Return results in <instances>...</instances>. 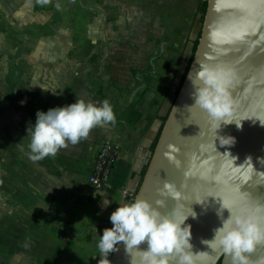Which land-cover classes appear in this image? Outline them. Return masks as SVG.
Returning a JSON list of instances; mask_svg holds the SVG:
<instances>
[{
	"label": "crops",
	"instance_id": "obj_1",
	"mask_svg": "<svg viewBox=\"0 0 264 264\" xmlns=\"http://www.w3.org/2000/svg\"><path fill=\"white\" fill-rule=\"evenodd\" d=\"M143 2L148 7L138 16L144 21L138 42L122 45L119 58L100 64L106 79L93 64L70 59L73 49L22 42L17 33L0 30V53L9 52L0 60V264H98L100 235L113 226L111 213L137 192L188 65L179 70L171 42H151L152 21L164 28L168 1ZM7 14L16 17L15 6ZM76 99L97 106L108 100L115 123L93 128L87 139L68 143L55 156L33 160L27 128L35 124L37 111ZM106 142L120 149L107 186L95 189L89 173Z\"/></svg>",
	"mask_w": 264,
	"mask_h": 264
},
{
	"label": "water",
	"instance_id": "obj_2",
	"mask_svg": "<svg viewBox=\"0 0 264 264\" xmlns=\"http://www.w3.org/2000/svg\"><path fill=\"white\" fill-rule=\"evenodd\" d=\"M207 2L196 51L134 199L139 197L150 202L164 215L175 211L177 219L195 212V217L189 216L185 225H191L192 251L205 253L196 264H217L219 261L233 264L231 255L223 253L222 249L208 247L202 241L213 239L214 230L222 226L219 210L227 219L230 212L225 207L238 214L264 206V160L258 162L264 159V127L256 122L264 121V2ZM241 32L243 39H236ZM205 65L230 69L234 74L230 89L234 119L243 123V127L238 129L233 123L220 131V135L236 138L237 143L230 148L221 147L219 140L216 141L208 113L190 107L194 104V88L201 85L196 73ZM233 89L240 97L239 108ZM170 145L178 151L173 152ZM226 151L239 157L237 164L252 157L255 166L248 179H241L227 166L228 158L220 155ZM166 152L180 160L179 167L169 162ZM165 182L175 186L179 199L160 195ZM158 200L164 201L163 206L157 205ZM118 249L110 257L111 264H140L139 251L133 249L128 256L123 242ZM140 249L147 250V243ZM247 255L250 264H264V244ZM170 264H178V260L170 258Z\"/></svg>",
	"mask_w": 264,
	"mask_h": 264
},
{
	"label": "clouds",
	"instance_id": "obj_3",
	"mask_svg": "<svg viewBox=\"0 0 264 264\" xmlns=\"http://www.w3.org/2000/svg\"><path fill=\"white\" fill-rule=\"evenodd\" d=\"M233 75L230 69L201 66L196 73L201 85L194 88V104L190 106L208 113L212 128L216 132V141L219 140L220 146L225 148L235 146L237 141L231 135H220L222 128L233 123L238 129L243 127V123L234 119L235 107L230 91ZM25 103L26 101H21L22 105ZM115 120L113 106L108 100L97 106L91 101L76 99L70 105L51 108L47 112L37 111L35 124H30L27 128L31 158L40 160L55 156L68 143L77 145L81 139L88 138L93 128L115 123ZM256 122L264 127V121ZM169 148L173 152L178 151L175 146L170 145ZM220 155L228 158L227 166L241 179H248L253 173L255 165L251 156L237 164L239 157L233 156L230 151ZM165 157L170 163L180 166V160L169 152L165 153ZM262 160L264 159H259L258 162ZM160 195L174 199H179L180 196L175 186L168 182L164 183ZM163 204L164 201H157V205ZM224 209L230 212L229 217L225 219L219 210L217 214L222 226L214 230L213 239L203 240L202 243L231 255L233 264H250L247 254L252 253L258 245L264 244V206H256L238 214H233L227 207ZM195 215L193 212L183 219H177L175 211L164 215L157 207L139 197L133 202L119 205L110 216L113 226L105 228L100 235L97 244L100 252L98 264H111L109 254L118 251L121 242L128 256H131L133 249L141 253L140 264H170V258L178 260V264H196L205 253L192 251L191 225H185L188 217ZM144 243H147V250L140 249Z\"/></svg>",
	"mask_w": 264,
	"mask_h": 264
},
{
	"label": "rangeland",
	"instance_id": "obj_4",
	"mask_svg": "<svg viewBox=\"0 0 264 264\" xmlns=\"http://www.w3.org/2000/svg\"><path fill=\"white\" fill-rule=\"evenodd\" d=\"M167 1L161 20L164 28L152 21L156 37L151 42H171L182 71L201 32L204 0ZM14 6L18 14L8 19ZM147 7L143 0H0V16L7 17L0 22V30L7 35L17 33L22 42L73 49L68 53L70 59L93 64L92 69L106 79V68L100 64L119 58L122 45L138 42L137 30L144 25L138 16ZM54 52L50 54L56 55ZM8 54L1 51L0 60L8 59Z\"/></svg>",
	"mask_w": 264,
	"mask_h": 264
},
{
	"label": "built area",
	"instance_id": "obj_5",
	"mask_svg": "<svg viewBox=\"0 0 264 264\" xmlns=\"http://www.w3.org/2000/svg\"><path fill=\"white\" fill-rule=\"evenodd\" d=\"M119 149L116 142H106L98 149L88 178L95 189H104L107 186L106 179L114 166Z\"/></svg>",
	"mask_w": 264,
	"mask_h": 264
},
{
	"label": "trees",
	"instance_id": "obj_6",
	"mask_svg": "<svg viewBox=\"0 0 264 264\" xmlns=\"http://www.w3.org/2000/svg\"><path fill=\"white\" fill-rule=\"evenodd\" d=\"M207 4H208L207 0H204L203 3H202V12H203L204 16H205V13H206ZM199 37H200V34H199ZM199 37H198V38L196 39V41L193 43L192 56H191V58H190V60H189V62H188L187 68H186V70H185V72H184V74H183V76H182V78H181V80H180V82H179V84H178V87H177V90H176V96H177V94H178V92H179V90H180V88H181V86H182V84H183V82H184V79H185L186 74H187V72H188V69H189V67H190V64H191L192 58H193V56H194V53H195V51H196V48H197V45H198V42H199ZM175 98H176V97H175ZM174 100H175V99H174ZM173 103H174V101H173ZM173 103H172V105H173ZM172 105H171V107H170V110H171V108H172ZM170 110H169V112H170ZM169 112H168L167 116L164 118V122H163V125H162V127H161V130H160V132H159L157 138L155 139V141H154V143H153L152 151H154V149H155V146H156L157 141H158V139H159V136H160V133H161L162 128H163V126H164V123H165V121H166V119H167V117H168V115H169ZM146 169H147V165L145 166V168H144L143 171H142L141 181H142V178H143V176H144V174H145V172H146ZM141 181H140V184H141ZM139 186H140V185H139ZM134 196H135V195H133L132 197H130V199H129L130 202H133V201H134ZM111 255H112V254H109V259H110ZM217 264H221V261H219Z\"/></svg>",
	"mask_w": 264,
	"mask_h": 264
},
{
	"label": "snow or ice",
	"instance_id": "obj_7",
	"mask_svg": "<svg viewBox=\"0 0 264 264\" xmlns=\"http://www.w3.org/2000/svg\"><path fill=\"white\" fill-rule=\"evenodd\" d=\"M242 2H243V0H242ZM262 2H264V0H262ZM213 8H214V10H215V2H214V4H213ZM243 35H244V33L243 32H241L240 34H238L237 36H236V39H243ZM233 95L234 96H236V99H237V107L239 108V107H241V105H240V103H239V101H240V97H239V95L236 93V91L233 89ZM243 107H247L246 105H244ZM262 203H264V202H262ZM253 204H255V202H253Z\"/></svg>",
	"mask_w": 264,
	"mask_h": 264
}]
</instances>
